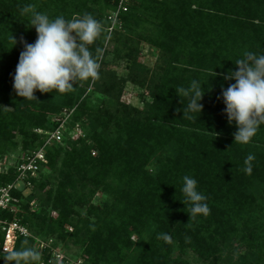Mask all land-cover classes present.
<instances>
[{
    "label": "trees",
    "instance_id": "16d2710c",
    "mask_svg": "<svg viewBox=\"0 0 264 264\" xmlns=\"http://www.w3.org/2000/svg\"><path fill=\"white\" fill-rule=\"evenodd\" d=\"M28 4L50 19L89 13L103 25L89 46L94 56L104 49L98 80L63 94L36 91L37 100L16 94L20 38L37 39L31 14L21 11ZM117 5L0 0V154L41 146L46 133L37 130H55L71 111L63 140L47 148L48 164L22 200V222L37 237L38 230L80 247L82 264H193L190 254L202 264H264V124L248 144L235 143L238 129L222 99V88L235 83L224 79L238 70L235 61L245 51L264 55V0H130L108 40ZM113 40L112 51L130 61L127 75L106 68ZM141 41L158 53L152 68L139 59ZM193 80L202 84L203 109L189 119L188 99L176 88ZM127 82L148 90L142 107L122 99ZM76 125L84 135L74 139ZM249 154L251 174L244 171ZM185 175L207 197V216L190 220ZM99 192L105 197L96 203ZM35 198L46 208L31 210ZM160 233L172 243L157 239ZM25 240L38 251L34 237H19L14 249ZM50 257L45 249L34 264H66Z\"/></svg>",
    "mask_w": 264,
    "mask_h": 264
},
{
    "label": "clouds",
    "instance_id": "9594fccd",
    "mask_svg": "<svg viewBox=\"0 0 264 264\" xmlns=\"http://www.w3.org/2000/svg\"><path fill=\"white\" fill-rule=\"evenodd\" d=\"M21 11L22 14H31L30 23L36 30L37 39L29 44L20 38L24 50L20 52L13 77V88L18 96L37 100L36 91L63 94L72 91L76 82H94L100 78L104 49L97 47L94 56L89 46L101 37L104 28L91 14L85 13L70 20L63 16L50 19L47 14L36 11L32 4L25 5ZM11 39L15 45L16 39L13 36ZM235 64L238 70H230L224 76L225 80L235 81L226 89L222 88V99L226 105L224 113L228 123L235 122L237 126L238 130L233 134L235 143L248 144L264 124V55L245 51ZM201 85L193 80L188 88H176L180 98L188 99L184 117L191 119L190 113L202 112L200 101L204 90ZM254 159L255 156L249 154L244 161V171L248 174H251ZM182 192L186 197L184 204L190 205L187 212L190 220L209 214L207 197L197 191L194 178L183 177ZM157 239L172 243V237L167 233L158 234ZM185 239L190 241L188 237ZM27 244L25 240L20 249L5 250L6 264H34L39 253L32 247H26Z\"/></svg>",
    "mask_w": 264,
    "mask_h": 264
},
{
    "label": "built area",
    "instance_id": "2783aa9c",
    "mask_svg": "<svg viewBox=\"0 0 264 264\" xmlns=\"http://www.w3.org/2000/svg\"><path fill=\"white\" fill-rule=\"evenodd\" d=\"M129 3L130 0H118L117 8L108 15L111 20L108 27V40L120 22V13L128 10ZM63 114L64 117L59 120L58 127L45 132V142L41 146L21 154L14 152L0 154V264L6 254L5 250L14 249L19 237H34L41 256L43 251L48 249V254L51 255L50 261L57 260L66 264H82L83 262L82 258L72 260L62 253L54 246L53 238L44 241L37 237L29 226L22 222V217L19 215L24 212L23 196L32 192L35 180L40 178L44 166L48 164L47 148L63 140L65 124L71 111L65 110ZM38 132L41 133L43 130L38 129ZM83 135L79 125L70 132V136L74 139ZM17 192L21 195L19 196ZM34 204L35 200H31L30 205Z\"/></svg>",
    "mask_w": 264,
    "mask_h": 264
},
{
    "label": "rangeland",
    "instance_id": "374dc122",
    "mask_svg": "<svg viewBox=\"0 0 264 264\" xmlns=\"http://www.w3.org/2000/svg\"><path fill=\"white\" fill-rule=\"evenodd\" d=\"M107 48L110 51H109V54L107 55V57L105 58L106 68L115 70L120 75H127L128 71H129L130 61L124 57H118L115 54V52L112 51V49L114 48V40L111 41L107 45ZM138 56H139L140 61L143 64L152 68L156 64V61L158 58V53L156 51L152 50L150 45L147 42L141 41L140 52H139ZM145 98L150 99L148 90L146 88L139 87L138 85H135L132 82L126 83V87H125L123 98H122L125 102H128V103H131L133 105L142 107L143 106V100ZM37 132H38V130H37ZM43 132H46V131L43 130ZM9 153H12V152H7L6 154H9ZM16 153L21 154V152H16ZM50 172H51L50 169H48L46 171V173H50ZM28 195H26V196H28ZM26 196H23V200ZM104 197H105L104 194L99 192L95 196L94 201L96 203H99V201H101ZM33 200H35V204L30 205L31 210L37 211L39 209V207H41V208L45 207L46 208L45 205H42L40 203V199L35 198ZM52 214L56 215L57 213L55 211H52ZM36 232H37L39 238L44 240V241H49L50 238H53L54 239V242H53L54 246L59 248V250L62 253L69 256L72 260H78L79 259L78 257L81 254L80 247L73 245L71 242H64V241H61L59 238L56 239L55 237H50L47 234H45L44 232H39L38 230ZM36 246L38 247V244ZM38 253H39V259H41V254H40L39 250H38ZM189 258L193 264H199V263L202 264V262H199L198 257L194 254H190Z\"/></svg>",
    "mask_w": 264,
    "mask_h": 264
}]
</instances>
